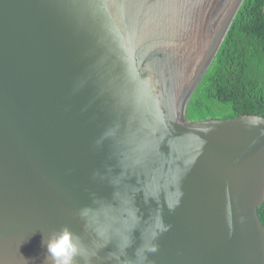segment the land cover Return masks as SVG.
<instances>
[{
    "label": "water",
    "instance_id": "obj_1",
    "mask_svg": "<svg viewBox=\"0 0 264 264\" xmlns=\"http://www.w3.org/2000/svg\"><path fill=\"white\" fill-rule=\"evenodd\" d=\"M244 2L0 0V264H264V117H186Z\"/></svg>",
    "mask_w": 264,
    "mask_h": 264
},
{
    "label": "trees",
    "instance_id": "obj_2",
    "mask_svg": "<svg viewBox=\"0 0 264 264\" xmlns=\"http://www.w3.org/2000/svg\"><path fill=\"white\" fill-rule=\"evenodd\" d=\"M186 111L188 121H204L228 108L222 120L264 117V0H245ZM264 224V203L259 209Z\"/></svg>",
    "mask_w": 264,
    "mask_h": 264
},
{
    "label": "clouds",
    "instance_id": "obj_3",
    "mask_svg": "<svg viewBox=\"0 0 264 264\" xmlns=\"http://www.w3.org/2000/svg\"><path fill=\"white\" fill-rule=\"evenodd\" d=\"M250 126H258L264 124L255 116L246 120ZM178 203V202H177ZM170 210L173 208L170 206ZM169 230V226L164 225L162 222L158 226V233L153 234L155 239L157 234H162ZM42 245L46 247V255L43 264H79L77 258L83 260V264H90L91 258L96 256L95 251H90L85 248L78 235L73 233L67 226L61 228L59 232L52 233L46 240H42ZM131 246V242L127 239L122 241L120 246V255L112 254L111 259L115 260L117 264H124L122 255L126 254V249ZM158 246L154 243H146L143 247L135 250V264H146L148 258L147 253H155Z\"/></svg>",
    "mask_w": 264,
    "mask_h": 264
},
{
    "label": "rangeland",
    "instance_id": "obj_4",
    "mask_svg": "<svg viewBox=\"0 0 264 264\" xmlns=\"http://www.w3.org/2000/svg\"><path fill=\"white\" fill-rule=\"evenodd\" d=\"M230 110L228 108H221L217 111V119H223L224 116L229 115Z\"/></svg>",
    "mask_w": 264,
    "mask_h": 264
}]
</instances>
